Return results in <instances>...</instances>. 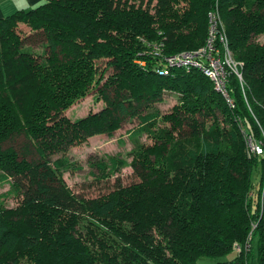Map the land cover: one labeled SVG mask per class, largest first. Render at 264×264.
Here are the masks:
<instances>
[{"label": "trees", "instance_id": "obj_1", "mask_svg": "<svg viewBox=\"0 0 264 264\" xmlns=\"http://www.w3.org/2000/svg\"><path fill=\"white\" fill-rule=\"evenodd\" d=\"M211 10L218 55L225 38L241 77L227 69L232 105L198 68L165 60L204 45ZM166 90L170 110L149 109ZM91 91L99 109L64 114ZM128 117L150 144L95 167L136 180L74 193L65 151ZM245 135L264 137V0H46L1 17L0 264H264V152Z\"/></svg>", "mask_w": 264, "mask_h": 264}, {"label": "rangeland", "instance_id": "obj_2", "mask_svg": "<svg viewBox=\"0 0 264 264\" xmlns=\"http://www.w3.org/2000/svg\"><path fill=\"white\" fill-rule=\"evenodd\" d=\"M176 6L177 8L185 7L186 2L181 1ZM180 11L182 10L180 9ZM211 11L207 13L208 33L211 29V18L209 15ZM215 11L217 13V10ZM217 17L219 20L217 22V26L220 25V27H222L221 20L219 16ZM22 24L23 22H19L20 26L18 30L22 34L28 33V26ZM240 78L241 77H239V79ZM93 95L94 91H91L83 98L78 99L64 112V114L70 118H76L86 115L89 111H95L99 109L102 106V102H95L93 100ZM177 100L178 94L176 92L166 90L164 92L163 100L152 103L149 109H159L160 112L164 114L170 110ZM219 121L222 122V117H219ZM160 124L164 123L162 122ZM136 125L137 119L135 117H128L111 135H107L105 133L94 134L70 145L65 151L64 155H66L70 162H72L79 169L74 171H66L63 173L62 176L67 186L77 195L93 197L106 193L108 190H110L116 183V176L118 178V182L121 184H128L136 180V177L132 173V169L130 167L122 168L118 174L111 176L109 179H98L97 175L99 173L95 167V165L99 162H107L109 156H117L130 161L133 156L132 152L137 148V146H146L150 144L151 140L146 135H142L138 138H132L128 135L127 130L135 127ZM245 138L244 145L248 151L251 152L249 149V141L247 140L249 139V135H245ZM262 139H264V137ZM252 140L254 139L252 138ZM23 142L24 138L22 136H17L6 144H11L16 149H19ZM7 189L8 184H0V194L5 192ZM16 203V198L8 197L4 199V204L7 207H12L16 205ZM198 263L204 264L205 261L199 259Z\"/></svg>", "mask_w": 264, "mask_h": 264}, {"label": "built area", "instance_id": "obj_3", "mask_svg": "<svg viewBox=\"0 0 264 264\" xmlns=\"http://www.w3.org/2000/svg\"><path fill=\"white\" fill-rule=\"evenodd\" d=\"M210 31L206 38L204 45L192 50L185 51L175 54L173 56L167 57L165 60L169 65L183 66L187 69L190 67L198 68L205 76H207L214 85V88L219 91L226 99L229 105H232V100L229 97L227 91V69L232 70L238 77L240 73L238 72L237 66L233 61L230 51L227 48L225 38H221L220 41L223 45L224 55L220 57L218 55L219 50L215 46V36L218 20V13L212 10L210 13ZM161 45V44H158ZM166 73V71H164ZM246 139V138H245ZM249 149L252 153L262 154L264 152V139L262 140H252L249 135Z\"/></svg>", "mask_w": 264, "mask_h": 264}, {"label": "crops", "instance_id": "obj_4", "mask_svg": "<svg viewBox=\"0 0 264 264\" xmlns=\"http://www.w3.org/2000/svg\"><path fill=\"white\" fill-rule=\"evenodd\" d=\"M46 0H0V18L13 14L18 10L33 8Z\"/></svg>", "mask_w": 264, "mask_h": 264}]
</instances>
